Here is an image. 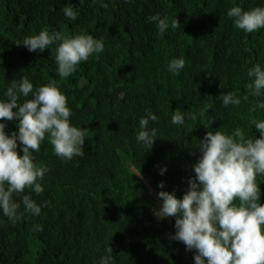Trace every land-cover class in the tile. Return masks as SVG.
Wrapping results in <instances>:
<instances>
[{"label": "trees", "instance_id": "trees-1", "mask_svg": "<svg viewBox=\"0 0 264 264\" xmlns=\"http://www.w3.org/2000/svg\"><path fill=\"white\" fill-rule=\"evenodd\" d=\"M105 2L107 8L100 0H0V96L23 76L34 86L55 79L68 98L71 121L88 133L83 158L61 160L47 139L34 153L49 171L44 193L31 195L46 206L40 216L26 213L15 223L0 211V264H98L108 247L112 264H195V250L172 238L175 217L155 215L152 191L183 197L208 131L241 127L250 137L261 135L249 121L264 119V109L250 111L258 100L246 85L248 67L264 65V29L245 34L234 27L227 10L240 0ZM65 6L78 11L75 21L64 15ZM255 6L264 0H243L246 10ZM157 12L170 24L178 19L180 27L159 35L147 20ZM44 28L87 32L102 38L105 50L61 78L53 54L59 42L42 53L16 44ZM181 56L185 68L169 72V61ZM233 91L249 99L226 108L221 96ZM149 109L159 117L150 123L159 137L146 151L136 135ZM177 109L185 114L184 126L171 123ZM6 123L9 135L18 132L16 120ZM140 170L143 179L135 175ZM260 183L264 204V179ZM29 192L13 198L19 202Z\"/></svg>", "mask_w": 264, "mask_h": 264}, {"label": "clouds", "instance_id": "clouds-1", "mask_svg": "<svg viewBox=\"0 0 264 264\" xmlns=\"http://www.w3.org/2000/svg\"><path fill=\"white\" fill-rule=\"evenodd\" d=\"M100 3L104 8L109 6L105 0ZM63 13L72 21L79 15L72 6H65ZM227 16L234 27L245 34L264 29V6L246 10L240 0L227 10ZM147 20L156 26L161 36L170 27L176 29L181 24L178 19L170 24L168 17H162L158 12ZM54 41L59 42L53 52L56 73L64 79L73 75L82 62L105 50L104 40L87 32L65 35L48 28L27 35L16 44L30 52L42 53ZM185 66L182 56L173 57L167 70L179 75ZM247 76L249 94L258 100L250 111L264 109V65L251 64ZM221 99L223 106L229 108L240 106L242 99L247 101L249 96L241 98L233 91L224 93ZM72 115L68 98L55 79L34 86L27 76H23L13 81L0 96V211L13 223L22 220L26 213L40 216L46 206L31 195V192L41 195L45 191L43 181L49 170L36 162L34 153L40 151L46 139L61 160L71 161L86 155L87 129L74 124ZM158 119L149 109L139 120L136 140L146 151L153 148L159 137L158 129L150 127V123ZM13 120L18 122L19 130L9 135L6 121ZM171 123L184 126L185 114L177 109ZM249 124L261 133L259 138L248 136L241 127L230 133L208 131L199 140L197 147L201 155L193 166L195 176L188 181V190L183 197L169 191L158 194L163 204L155 215L161 219L175 217L176 231L172 238L182 242L188 251L195 250V264H264V204L261 203L260 183V179H264V119L253 118ZM166 171V167L162 168L161 174ZM135 175L143 179L141 170ZM159 187L163 189L164 183L161 182ZM25 189L30 190L29 194L17 202L14 194L24 193ZM33 230L42 231V226L34 225ZM112 261L113 249L108 247L98 264H112Z\"/></svg>", "mask_w": 264, "mask_h": 264}, {"label": "rangeland", "instance_id": "rangeland-1", "mask_svg": "<svg viewBox=\"0 0 264 264\" xmlns=\"http://www.w3.org/2000/svg\"><path fill=\"white\" fill-rule=\"evenodd\" d=\"M152 192L155 195V199H156V202H157V206L155 208V210H157L160 207H162L163 201L158 197V195L154 191H152Z\"/></svg>", "mask_w": 264, "mask_h": 264}]
</instances>
